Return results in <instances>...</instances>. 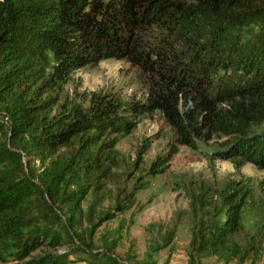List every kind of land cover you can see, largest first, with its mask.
Instances as JSON below:
<instances>
[{
  "label": "trees",
  "instance_id": "trees-1",
  "mask_svg": "<svg viewBox=\"0 0 264 264\" xmlns=\"http://www.w3.org/2000/svg\"><path fill=\"white\" fill-rule=\"evenodd\" d=\"M255 20L264 24V0H0V103L11 120L9 135L0 123V163L11 162L8 169L0 164V260L133 264L112 253L116 244L94 253L82 239L67 243L55 208H70L74 227L83 214L81 196L65 197L55 177L37 182L22 163V151L56 155L62 147H78L80 167L100 185L101 139L131 134L139 118L160 112L179 146L227 137L218 160L232 161L237 170L247 164L264 170L263 49L245 37ZM50 55L55 64L40 85L37 67ZM109 60L146 74V99L127 103L115 94L93 93L88 108L57 114L64 110L50 91L62 90L75 72ZM8 143L22 150L13 152ZM174 154L155 163L154 174ZM238 187L229 183L226 207H216L223 221L208 218L207 205L193 199L204 217L191 251L205 256L227 248L241 226L244 189ZM142 264L158 263L147 255Z\"/></svg>",
  "mask_w": 264,
  "mask_h": 264
},
{
  "label": "rangeland",
  "instance_id": "rangeland-1",
  "mask_svg": "<svg viewBox=\"0 0 264 264\" xmlns=\"http://www.w3.org/2000/svg\"><path fill=\"white\" fill-rule=\"evenodd\" d=\"M263 25L259 20L249 23L245 37L262 47L264 58ZM54 64L50 55L49 62L37 67L40 85ZM145 78V73L126 61H103L75 72L68 85L51 90L50 95L64 110L57 114L76 106L88 108L93 93L115 94L127 103H136L147 97ZM4 111L5 104L0 103V123L9 135L11 120ZM137 123L131 134L109 133L101 139L100 185L91 182L80 167L78 147H62L56 155L39 149L21 152L23 165L37 182L55 177L65 197L76 192L81 196L83 214L74 227L70 225V208H55L66 227L64 233L68 232L67 243L77 244V239H82L94 253L116 244L112 253L123 261L131 258L133 264H142L147 255L158 264H190L191 258L195 264H264V170L252 164L237 170L232 161L218 160L215 154L230 141L227 137L197 141L195 148L179 146L175 131L160 112L143 116ZM255 132L260 134L263 129L256 128ZM2 139H6L4 135ZM8 144L13 152L22 150L19 144ZM173 153L163 169L154 174L153 165L168 161ZM0 164L2 169L11 167L10 160H1ZM234 181L244 189L240 229L229 238L223 252L205 256L194 253L190 244L204 214L200 207L195 211L193 199L207 205L208 218L223 221L217 208L226 207L224 195ZM67 249L65 246L60 251ZM0 264L21 263L8 257Z\"/></svg>",
  "mask_w": 264,
  "mask_h": 264
}]
</instances>
